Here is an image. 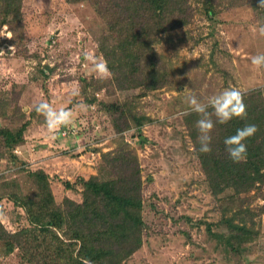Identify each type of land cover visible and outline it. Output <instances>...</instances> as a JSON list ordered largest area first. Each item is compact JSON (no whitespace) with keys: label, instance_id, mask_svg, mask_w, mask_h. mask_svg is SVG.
<instances>
[{"label":"rangeland","instance_id":"rangeland-1","mask_svg":"<svg viewBox=\"0 0 264 264\" xmlns=\"http://www.w3.org/2000/svg\"><path fill=\"white\" fill-rule=\"evenodd\" d=\"M177 1L183 15L176 20L184 25L158 36L155 51L170 77L153 91L142 83L120 88L113 73L105 81L94 77L86 54L107 62L100 43L109 32L107 17L91 2L24 0L21 23L0 9V129L16 131L28 124L23 142L12 151L0 141V188L19 181L21 196L37 201L34 174L43 172L59 207L66 200L81 204V180L105 177L103 155L125 143L136 152L142 171L145 225L142 248L121 264H264V212L246 216V242L227 245L231 229L222 222L226 214L220 200L229 202L233 192H212L184 123L189 95L207 102L227 88L246 96L264 91V67L251 63V57L264 54V36L258 32L264 8L259 0ZM41 102L72 110L65 135L76 136L70 145L82 140L80 151L57 147L63 126L47 129L45 117L35 110ZM134 118H143V125L137 127ZM47 146L48 152H40ZM239 197L253 200L246 204L255 210L264 206V187ZM10 199L0 200V264L60 262L49 257L37 236L22 247L7 236L31 228L26 209ZM239 205L226 215L236 223L241 222ZM11 244L16 247L9 254Z\"/></svg>","mask_w":264,"mask_h":264},{"label":"trees","instance_id":"trees-1","mask_svg":"<svg viewBox=\"0 0 264 264\" xmlns=\"http://www.w3.org/2000/svg\"><path fill=\"white\" fill-rule=\"evenodd\" d=\"M68 3L91 2L97 13L107 17V32L102 38L100 51L108 62L120 88H135L142 83L150 91L163 88L170 74L164 69L163 59L155 51L158 36L184 25L183 12L177 0H66ZM2 15H14L13 21L22 22L21 9L24 0H0ZM6 20V19H5ZM4 20V22H5ZM6 21L5 23H8ZM141 77L145 82L139 80ZM87 85V84H86ZM243 96L247 106V118H234L227 124L215 123L211 133L212 151L200 152L196 121L200 114L189 110L184 123L191 135L195 153L207 176L208 184L216 195L232 191L226 203L220 200L223 212L227 215L230 206L240 203L235 217L222 218L231 229L227 245L246 242L245 234L249 228L246 216L253 219L264 212V206L253 210L246 203L253 200L239 196L257 187H264V91H256ZM143 118H134L135 125L141 127ZM254 124L256 134L247 139V157L234 163L226 151L225 139L236 133L238 128ZM27 123L16 131L0 129V141L5 150L12 151L23 142ZM216 133H215V132ZM106 176H93L88 181L81 180L84 186L81 204L66 200L59 207L51 193L45 173L34 174L33 180L39 188L37 201L24 198L19 193L23 185L14 181L2 184L0 200L9 199L15 207L26 209L31 228L21 230L19 235H7L20 247L24 241L37 236L45 245L49 257H57L55 264H121L142 248V229L144 227V201L142 171L137 154L122 143L116 152L103 155ZM3 177L0 178V181ZM12 188V194L8 190ZM8 197H6V196ZM5 196V198H4ZM27 205V206H26ZM63 234L60 237L59 234ZM68 240V241H66ZM18 241V242H16ZM240 243V244H241ZM15 245L9 246V254ZM54 259V258H53ZM43 264H52L53 261Z\"/></svg>","mask_w":264,"mask_h":264},{"label":"clouds","instance_id":"clouds-1","mask_svg":"<svg viewBox=\"0 0 264 264\" xmlns=\"http://www.w3.org/2000/svg\"><path fill=\"white\" fill-rule=\"evenodd\" d=\"M259 8H264V0H259ZM259 35L264 36V26L260 27ZM158 51V50H157ZM159 52V51H158ZM86 58L91 63V71L97 80L105 81L112 77V72L107 62L102 57H96L86 54ZM251 63L257 68L264 67V54H257L251 57ZM179 79V77H177ZM189 88L185 86L184 92L188 93ZM190 111L200 114L201 118L196 121V127L199 132L197 137L200 144V152L209 153L212 151L211 133L214 129V121L210 118L209 109L215 116V123L227 124L234 118L246 119L247 106L244 103L241 92L236 88H227L218 94L208 98L207 102H202L195 95L188 96ZM84 108V105L80 106ZM39 114L45 117L47 129L55 132L61 126L72 124L73 112L70 109L54 108L48 102H41L35 109ZM258 128L254 124H246L238 128L234 135L227 137L224 141L229 158L234 163H240L247 157V139L253 137Z\"/></svg>","mask_w":264,"mask_h":264},{"label":"crops","instance_id":"crops-1","mask_svg":"<svg viewBox=\"0 0 264 264\" xmlns=\"http://www.w3.org/2000/svg\"><path fill=\"white\" fill-rule=\"evenodd\" d=\"M64 127V128H63ZM62 127V130H63V134L62 133H58L57 134V136L58 137H60L61 136V141L58 139L57 141H56V145H57V147H61V148H63V149H70L71 150V147H73L72 149L73 150H81L82 149V140H80V138H77V139H75V143H76V145H72V143H71V145H70V142H69V140H70V137L71 136H73V137H76V136H74V135H65V132H67V126L65 127V126H63ZM69 127V126H68ZM65 129V130H64ZM69 134H71V133H69ZM62 137H64L63 139H62ZM59 141V142H58ZM69 142V143H68ZM52 145V144H51ZM65 147H67V148H65ZM48 146L47 147H44V148H41L42 149V151H40V152H48ZM69 150V151H70ZM75 160H78V159H75Z\"/></svg>","mask_w":264,"mask_h":264},{"label":"built area","instance_id":"built-area-1","mask_svg":"<svg viewBox=\"0 0 264 264\" xmlns=\"http://www.w3.org/2000/svg\"><path fill=\"white\" fill-rule=\"evenodd\" d=\"M16 153H18L17 151H16ZM20 153V152H19Z\"/></svg>","mask_w":264,"mask_h":264}]
</instances>
